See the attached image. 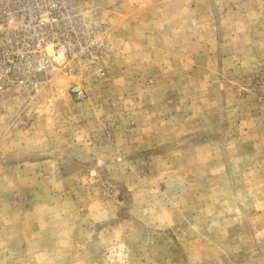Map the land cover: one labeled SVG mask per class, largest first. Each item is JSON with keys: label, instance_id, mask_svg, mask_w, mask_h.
Wrapping results in <instances>:
<instances>
[{"label": "rangeland", "instance_id": "1", "mask_svg": "<svg viewBox=\"0 0 264 264\" xmlns=\"http://www.w3.org/2000/svg\"><path fill=\"white\" fill-rule=\"evenodd\" d=\"M80 1L0 104V264H264V0Z\"/></svg>", "mask_w": 264, "mask_h": 264}, {"label": "built area", "instance_id": "2", "mask_svg": "<svg viewBox=\"0 0 264 264\" xmlns=\"http://www.w3.org/2000/svg\"><path fill=\"white\" fill-rule=\"evenodd\" d=\"M80 0H0V104L12 94L36 97L70 62L85 56ZM103 76L102 69L97 70ZM73 102L87 93L72 83Z\"/></svg>", "mask_w": 264, "mask_h": 264}]
</instances>
